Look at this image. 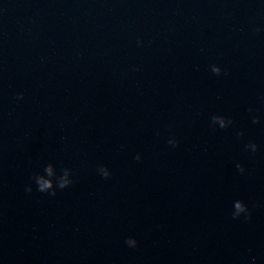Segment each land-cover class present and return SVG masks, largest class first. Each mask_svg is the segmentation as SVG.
<instances>
[{
	"label": "water",
	"instance_id": "obj_1",
	"mask_svg": "<svg viewBox=\"0 0 264 264\" xmlns=\"http://www.w3.org/2000/svg\"><path fill=\"white\" fill-rule=\"evenodd\" d=\"M0 264H264V0H0Z\"/></svg>",
	"mask_w": 264,
	"mask_h": 264
},
{
	"label": "clouds",
	"instance_id": "obj_2",
	"mask_svg": "<svg viewBox=\"0 0 264 264\" xmlns=\"http://www.w3.org/2000/svg\"><path fill=\"white\" fill-rule=\"evenodd\" d=\"M215 72L217 74H219L220 72V69H215ZM22 96V94H21ZM170 143H175V141H169ZM137 159H139V155H137L136 157ZM237 167L240 169V171L242 172L244 169H243V166L242 165H237ZM104 171H103V176L104 177H107L110 173L107 169V167H104ZM35 180H36V183L38 185V190L41 191V192H47L49 190H51L50 194L51 195H55L56 193V187L58 186L59 188L63 189L65 188L66 186H68L72 181L71 180H60L58 183H56L55 185L53 184V181L52 180H44L42 177H38V176H35ZM26 191L28 192H31L32 189L31 187L29 186ZM234 209L235 211L233 212V218H237L239 217L242 213H246L247 215L245 216V219H251V213L247 207V205L241 201V200H236L234 202ZM126 243H128L130 246H135L137 241L132 238V237H129L126 241Z\"/></svg>",
	"mask_w": 264,
	"mask_h": 264
}]
</instances>
